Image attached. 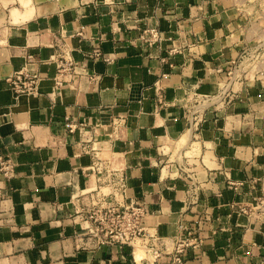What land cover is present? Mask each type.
Wrapping results in <instances>:
<instances>
[{
  "label": "crops",
  "instance_id": "obj_1",
  "mask_svg": "<svg viewBox=\"0 0 264 264\" xmlns=\"http://www.w3.org/2000/svg\"><path fill=\"white\" fill-rule=\"evenodd\" d=\"M243 23L228 0H0V152L15 163L11 178L0 174V264H151L88 237L87 190L107 191L80 150L93 140L124 175L119 202L141 205L160 238L208 218L186 264H264V210L248 217L229 207L264 201V92L225 75L246 43ZM148 26L159 32L154 47L138 40ZM64 48L77 76L55 88ZM21 71L41 77L36 95L12 93L7 78ZM225 86L231 101L188 127L186 90ZM117 115L125 124L110 140ZM65 116L83 127L68 133Z\"/></svg>",
  "mask_w": 264,
  "mask_h": 264
},
{
  "label": "built area",
  "instance_id": "obj_2",
  "mask_svg": "<svg viewBox=\"0 0 264 264\" xmlns=\"http://www.w3.org/2000/svg\"><path fill=\"white\" fill-rule=\"evenodd\" d=\"M199 9L202 10V8ZM138 40L148 47H154L160 40L159 32L155 27H144L140 31ZM99 55V53H94L95 58H98ZM241 57L242 52L226 71L225 75L228 82L231 81V76L236 71L237 62ZM56 63L57 68L52 78L54 87L61 88L73 84L77 74L75 63L67 50L57 55ZM216 71L221 73L222 70L217 69ZM40 78L37 74L21 71L9 76L7 83L14 96H30L38 93L37 82ZM230 93L229 86L220 88L214 94H200L194 89H187L183 108L188 127H191L197 119L201 118L206 110L223 108L225 104L231 101ZM63 121L64 129L68 133H73L77 128L84 125L83 123H75L68 116H65ZM110 124L111 131L107 136L112 140L118 136L120 128L124 126L125 117L121 115L112 117ZM80 150L91 157L92 161L88 170L97 175L96 183L107 186V191L100 190L98 186L87 190L89 201L80 209V213L82 219L88 224V237L94 239L99 245L129 246L132 256H134L136 245H141L145 251V256L138 262H149L148 258L151 256V264H154L158 259L167 256L168 259L163 264H186L184 260L186 253L189 250H199L203 243L201 230L208 218L200 216L195 225L192 226L181 221L177 224L176 234L173 237L169 239L160 238L154 229L146 226L145 218L148 212L141 205L135 203L124 205L119 202L125 193V182L124 175L119 174V170L112 167L116 159L114 155H104L102 147L98 146L95 140L88 144H82ZM14 168L13 159L8 154L0 152V174L9 179L14 175ZM104 173L106 178L102 180L101 176ZM258 181L252 180V184L256 185ZM227 185L236 190L242 183L227 179ZM260 190L264 196V180L261 182ZM186 195L187 203L191 204L197 201L196 186L193 183L189 184L186 189ZM255 202L254 205L248 202H231L229 207L231 209L236 208L239 214L251 217L264 210V201L261 198L255 199Z\"/></svg>",
  "mask_w": 264,
  "mask_h": 264
},
{
  "label": "rangeland",
  "instance_id": "obj_3",
  "mask_svg": "<svg viewBox=\"0 0 264 264\" xmlns=\"http://www.w3.org/2000/svg\"><path fill=\"white\" fill-rule=\"evenodd\" d=\"M231 8L240 16L243 23L242 33L246 43L242 46V57L237 62L236 71L231 81H244L245 85L257 84L264 92V0H228ZM228 83V80L226 81ZM178 144L186 147L189 139H182ZM177 145V144H176ZM179 148V145L176 147ZM197 148V144L192 145ZM166 150V149H165ZM188 154V153H187ZM140 249V258L145 252L141 245H136L135 252ZM149 256V260H151Z\"/></svg>",
  "mask_w": 264,
  "mask_h": 264
},
{
  "label": "bare ground",
  "instance_id": "obj_4",
  "mask_svg": "<svg viewBox=\"0 0 264 264\" xmlns=\"http://www.w3.org/2000/svg\"><path fill=\"white\" fill-rule=\"evenodd\" d=\"M182 139H184V140H188V134L186 133V134H184L183 136H182V138H181V140ZM141 250L140 249H137V251L135 252V258L137 259V260H139L140 259V257H141V254L139 253ZM145 252V251H144Z\"/></svg>",
  "mask_w": 264,
  "mask_h": 264
}]
</instances>
